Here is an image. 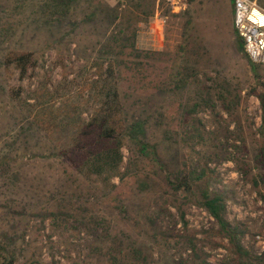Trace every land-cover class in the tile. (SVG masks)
<instances>
[{"label":"rangeland","instance_id":"374dc122","mask_svg":"<svg viewBox=\"0 0 264 264\" xmlns=\"http://www.w3.org/2000/svg\"><path fill=\"white\" fill-rule=\"evenodd\" d=\"M50 1L0 0V264H254L200 206L221 193L243 247L264 254V66L236 43L232 0H75L64 23ZM133 33L128 56L117 39ZM22 52L36 67L21 81L5 59ZM107 78L148 146L125 137L116 167L79 148ZM152 150L204 179L174 192Z\"/></svg>","mask_w":264,"mask_h":264},{"label":"trees","instance_id":"16d2710c","mask_svg":"<svg viewBox=\"0 0 264 264\" xmlns=\"http://www.w3.org/2000/svg\"><path fill=\"white\" fill-rule=\"evenodd\" d=\"M75 0H51L50 3H46L44 9L50 19L59 22H70L69 8ZM123 35L117 39L119 46L122 39L126 41L125 50H128V56H137L138 53L135 46V33L130 35ZM116 40V39H115ZM238 47L243 50V44L240 37L237 35L236 41ZM110 45L111 50H116ZM244 52V50H243ZM249 60V59H248ZM6 64L14 65L19 71V80L28 78L29 70L31 73L36 67V61L34 55L31 52H22L18 54H10L5 59ZM250 66L254 69L258 64H255L249 60ZM261 66V65H259ZM99 71L104 69V65L100 64ZM106 76L113 78V65L109 63L105 66ZM182 70L178 72L180 75ZM101 77V76H100ZM109 78L104 80L105 83H109L110 86L106 88L107 94L104 96V100L101 103L99 110L91 121L81 130L82 144H79L81 150L89 149V156L96 158L98 163L110 165L116 167L121 161L122 141L125 137L131 139V141L138 148L141 154H145L148 146L142 142L136 140L133 135V131L136 125L126 126L121 118L122 111L119 101V94L115 88L114 81L109 82ZM151 156L153 160L159 164L160 170L164 173L165 184L174 192L183 190L184 192H191L192 188L205 177V170L202 167H195L190 169L180 170L177 173L171 172L166 165L161 162L156 153L152 150ZM259 164L264 166V152L258 157ZM95 166V164H94ZM226 198L221 193H205L201 199L200 206L208 213V215L214 220L215 225L219 229L220 233L228 240L230 253L237 256L240 261H248L254 264H264V254L259 257H255L252 253L246 250L241 244V239L245 235V231L238 225H232L228 221L226 214ZM180 219L184 222V215L181 214ZM201 264H210L205 262V259L200 260ZM244 263V262H240ZM219 264H228L226 262ZM245 264V263H244Z\"/></svg>","mask_w":264,"mask_h":264},{"label":"built area","instance_id":"2783aa9c","mask_svg":"<svg viewBox=\"0 0 264 264\" xmlns=\"http://www.w3.org/2000/svg\"><path fill=\"white\" fill-rule=\"evenodd\" d=\"M232 17L245 55L251 62L264 66V9L250 0H232ZM254 240L263 251L264 240L261 236L257 235Z\"/></svg>","mask_w":264,"mask_h":264}]
</instances>
